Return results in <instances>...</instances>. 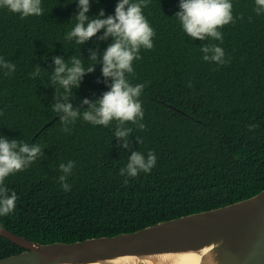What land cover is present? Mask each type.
I'll return each instance as SVG.
<instances>
[{"label":"trees","instance_id":"obj_1","mask_svg":"<svg viewBox=\"0 0 264 264\" xmlns=\"http://www.w3.org/2000/svg\"><path fill=\"white\" fill-rule=\"evenodd\" d=\"M118 2L92 0L89 16L114 15ZM179 4L150 0L143 9L156 35L129 76L132 84L146 85L140 98L146 127L127 125L133 128L128 148L115 137V122L105 128L81 117L65 132L53 112L60 99L51 80L55 58L67 62L76 55L87 66L91 52L102 57L112 39L100 40L102 30L84 45L65 40L79 10L74 0H42L44 15L24 19L0 9V57L16 66L12 73L0 68V135L39 144L43 152L6 180L18 200L14 212L0 216V226L40 243L75 242L135 231L264 189V13H256L255 0H232L235 19L221 29L223 41H201L188 37L175 18ZM210 43L223 48L225 64L203 60L200 49ZM110 83L98 63L68 102L82 113L83 101L99 99ZM136 151L154 152L155 167L137 177L120 175ZM69 161L74 167L65 191L60 165ZM22 250L0 235V258Z\"/></svg>","mask_w":264,"mask_h":264},{"label":"clouds","instance_id":"obj_2","mask_svg":"<svg viewBox=\"0 0 264 264\" xmlns=\"http://www.w3.org/2000/svg\"><path fill=\"white\" fill-rule=\"evenodd\" d=\"M78 4V14L73 20L74 26L65 35V40L75 41L77 45H84L92 38L97 37L103 30L100 40L112 39V43L103 52L102 57L97 51H92L88 64L73 55L67 62L62 57L55 58V67L51 80L57 87L60 99L54 104L53 112L61 116L64 131H69L68 125L74 124L81 118L94 126L105 128L115 122V137L125 141L124 147L130 146V136L135 125L138 130H144L142 123L145 113L141 101L145 84H132L129 76L134 75V62L142 59L141 49L151 50L154 47L155 30L144 15L143 9L148 7L150 0H119L114 15L105 16L103 10L96 17L89 16L92 0H74ZM98 3L99 0H96ZM255 11L259 15L264 13V0H255ZM180 11L176 17L184 33L192 40H219L223 41L221 29L234 22L232 0H180ZM0 9H7L13 14L20 15L21 19L29 16H42L44 9L42 0H0ZM72 20V21H73ZM71 21V22H72ZM203 60L223 65L225 52L217 44L210 43L200 49ZM102 64V74L106 81L110 80L108 91L97 100L85 99L83 103L88 108L82 113L68 102L74 95L73 88H79L84 77L95 71L96 64ZM0 68L9 73L15 72L13 63L5 62L0 57ZM40 74L37 67L32 76ZM191 86V85H189ZM61 89L63 91L61 92ZM251 127H256L255 125ZM139 143L141 139L137 137ZM39 144H29L23 140H10L0 135V216H7L15 211L18 196L10 190L6 180L19 172L26 170L42 156ZM157 163L154 152L149 151L147 156L140 151L133 152L125 168L120 169V175L137 177L141 172L150 173ZM74 162L61 164L60 169L66 175L59 180L65 191L71 186L66 182L67 174H71ZM127 183V181H125Z\"/></svg>","mask_w":264,"mask_h":264},{"label":"water","instance_id":"obj_3","mask_svg":"<svg viewBox=\"0 0 264 264\" xmlns=\"http://www.w3.org/2000/svg\"><path fill=\"white\" fill-rule=\"evenodd\" d=\"M0 235L24 248L0 264H180L206 247L220 248L216 264H264V189L112 236L40 243L2 226Z\"/></svg>","mask_w":264,"mask_h":264},{"label":"bare ground","instance_id":"obj_4","mask_svg":"<svg viewBox=\"0 0 264 264\" xmlns=\"http://www.w3.org/2000/svg\"><path fill=\"white\" fill-rule=\"evenodd\" d=\"M221 251L219 247H206L197 250L192 257L180 264H216Z\"/></svg>","mask_w":264,"mask_h":264}]
</instances>
